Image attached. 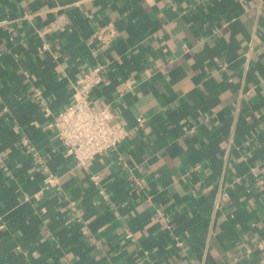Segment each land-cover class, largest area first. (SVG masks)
Returning <instances> with one entry per match:
<instances>
[{
    "label": "crops",
    "instance_id": "1",
    "mask_svg": "<svg viewBox=\"0 0 264 264\" xmlns=\"http://www.w3.org/2000/svg\"><path fill=\"white\" fill-rule=\"evenodd\" d=\"M96 65L133 132L78 165L45 106ZM0 264H264V0H0Z\"/></svg>",
    "mask_w": 264,
    "mask_h": 264
},
{
    "label": "built area",
    "instance_id": "2",
    "mask_svg": "<svg viewBox=\"0 0 264 264\" xmlns=\"http://www.w3.org/2000/svg\"><path fill=\"white\" fill-rule=\"evenodd\" d=\"M117 35L112 23L104 25L96 33L97 39L103 44H109ZM104 67L96 65L86 73L80 74L73 85V101L53 114L45 106V115L52 116L50 126L55 131L61 146L71 155L78 165L116 149L132 132L121 121L119 114L111 107L97 108L92 102L93 90L105 81ZM144 116L137 117V128L145 122ZM58 176L47 171L44 180L47 186H55ZM226 193L218 196V203L225 198ZM131 237V233L127 234Z\"/></svg>",
    "mask_w": 264,
    "mask_h": 264
}]
</instances>
